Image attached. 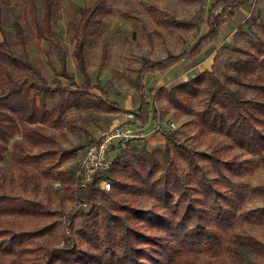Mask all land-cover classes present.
<instances>
[{
    "label": "trees",
    "instance_id": "trees-1",
    "mask_svg": "<svg viewBox=\"0 0 264 264\" xmlns=\"http://www.w3.org/2000/svg\"><path fill=\"white\" fill-rule=\"evenodd\" d=\"M249 3L250 0H214L206 21L209 30L192 48L168 52L159 59L142 56L133 78L141 100L136 112L141 124L151 118L150 91L157 98L165 97L176 109L193 114L201 133H215L226 141L211 151L197 149L178 137L175 129L165 133L164 148L150 150L142 146L121 160L123 155L119 153L113 157L111 169H122L127 176L113 177L111 191L97 186L74 189L88 207H76L62 245H29L52 232L56 226L52 222L11 233L0 229V252L19 257L34 253L38 264H262L264 232L239 230L237 224H264V204L247 205L249 194L264 198V179L252 184L242 178L250 168L251 156H257V162L264 167V40L254 43L258 53L245 50V56L234 63L235 72L226 75L228 81L255 90L254 96L231 88L212 70L170 88L147 90L145 85L146 74L163 73L184 59L203 53L206 44L217 39L221 26L236 15L240 6ZM43 8L44 13L39 16L36 4H32L31 21L37 35L49 40L57 51V74L68 84L59 79L52 85L44 76L30 58L23 25L16 21L21 51L7 37L0 39V59L14 67L0 70V76L5 74L9 81L0 90V160L17 135L37 149L31 153L24 142H15L12 160L16 165L58 155L68 158L76 153L77 148L60 145L52 132L68 124L65 115L70 109L120 110L100 82L92 84L88 69V47L108 11L107 0L79 8L73 55L84 77L82 83L69 70L67 51L53 27L57 1L43 0ZM91 87L101 90L96 99L91 96ZM57 95L59 99L55 100ZM156 117L155 112L153 118ZM242 153L250 156L243 157ZM176 155L184 161L186 170H181ZM74 173L58 169L55 175L66 181L74 180ZM24 184L27 186L26 181ZM141 196L152 200L149 206L140 203ZM1 214L54 213L40 200L2 193ZM78 216L83 218L82 225L75 228Z\"/></svg>",
    "mask_w": 264,
    "mask_h": 264
},
{
    "label": "rangeland",
    "instance_id": "rangeland-1",
    "mask_svg": "<svg viewBox=\"0 0 264 264\" xmlns=\"http://www.w3.org/2000/svg\"><path fill=\"white\" fill-rule=\"evenodd\" d=\"M57 11L53 27L57 36L67 51L68 67L76 75L78 82H84V77L78 69L77 60L73 55L75 30L80 19L79 8L92 5L96 0H56ZM214 0H107L108 11L103 16L100 29L92 36L88 47L89 72L92 84L100 85L108 92L109 97L118 103L119 111L107 112L98 107L88 109H70L65 117L68 122L63 129L52 130L59 144L66 148H77L76 153L68 158L58 155L57 158L45 157L41 160L25 162L16 165L12 160V149L15 142H24L31 153L37 149L31 148L26 140L15 136L9 144L5 158L0 160V194H16L40 200L53 211L52 215H18L1 214L0 229L11 233L20 229H30L47 223L55 222L52 232L29 242L30 246L62 245L68 234L70 217L76 210L74 205L77 195L74 191V180L66 181L56 178L58 169L75 171L80 163L86 145L94 142L101 133L118 121L128 119L129 113H136L140 105V96L136 91L133 78L141 66V57L147 56L159 59L168 52L178 53L192 48L208 32L207 17ZM36 4L39 16L44 13L43 0H0V39L7 37L17 51L22 45L15 31V22L23 25L27 39V49L30 58L41 69L44 76L54 85L61 79L68 84L67 79L57 74L60 66L58 53L45 38H40L31 21V7ZM175 21V23L173 22ZM264 40V0H250L248 5L240 6L236 15L225 22L220 28V34L213 42L206 44L205 50L194 58H187L165 72L148 73L145 75L147 90L168 88L189 79L201 72L212 70L225 80L233 89H238L245 96H254L256 91L232 81L226 75L235 72L234 63L245 56V50L258 53L255 42ZM14 70L8 61L0 59V70ZM5 74L0 76V90L8 84ZM91 96L101 94V90L91 87ZM148 97L152 103L150 121L141 124L138 118L133 121L136 126H146L145 136L135 138L126 145H115L112 156L119 153L127 157L136 153L142 146L150 150L164 148L166 134L178 129V137L197 149L211 151L213 147L226 141V138L215 133H201L193 114L180 111L173 107L165 97L157 98L149 91ZM57 95L55 100H58ZM52 103V100H49ZM200 107V99L195 100V108ZM157 117L153 118L154 113ZM175 121L178 126L170 129L169 123ZM250 156L247 153L241 154ZM250 168L242 178L252 184L264 179V167L257 162V156H251ZM181 170H186L184 161L176 155ZM127 176L125 171L110 169L105 176L112 178ZM32 177V181H31ZM26 181L27 186H25ZM57 181L60 184H57ZM103 200L102 198H99ZM140 203L149 206L151 199L139 197ZM264 204V198L258 195L247 197V205L255 207ZM83 218H75L74 227L82 225ZM239 230L255 234L264 232V224L239 222ZM256 259V258H255ZM2 264H38L36 255L28 257L7 255L0 252ZM64 264V263H62ZM264 264V261L262 262Z\"/></svg>",
    "mask_w": 264,
    "mask_h": 264
},
{
    "label": "built area",
    "instance_id": "built-area-1",
    "mask_svg": "<svg viewBox=\"0 0 264 264\" xmlns=\"http://www.w3.org/2000/svg\"><path fill=\"white\" fill-rule=\"evenodd\" d=\"M135 119L136 113H129L127 120L116 122L104 130L94 142L86 145L79 166L74 173L75 188L85 189L97 186L106 191L112 190V182L105 176V173L113 166L112 148L115 145H126L129 141L146 135V126H136L133 123ZM177 126L175 121H171L168 128L174 129ZM57 184L60 182L57 181ZM74 205L75 207H88L87 202L78 197Z\"/></svg>",
    "mask_w": 264,
    "mask_h": 264
},
{
    "label": "crops",
    "instance_id": "crops-1",
    "mask_svg": "<svg viewBox=\"0 0 264 264\" xmlns=\"http://www.w3.org/2000/svg\"><path fill=\"white\" fill-rule=\"evenodd\" d=\"M185 60V59H184Z\"/></svg>",
    "mask_w": 264,
    "mask_h": 264
}]
</instances>
